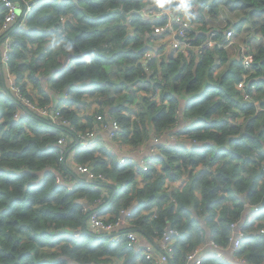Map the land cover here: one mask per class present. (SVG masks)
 <instances>
[{
	"label": "clouds",
	"instance_id": "1",
	"mask_svg": "<svg viewBox=\"0 0 264 264\" xmlns=\"http://www.w3.org/2000/svg\"><path fill=\"white\" fill-rule=\"evenodd\" d=\"M0 264H264V0H0Z\"/></svg>",
	"mask_w": 264,
	"mask_h": 264
}]
</instances>
